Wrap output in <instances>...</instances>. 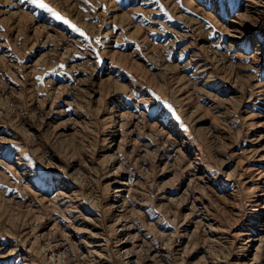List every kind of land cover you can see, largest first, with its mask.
<instances>
[{
	"label": "rangeland",
	"instance_id": "rangeland-1",
	"mask_svg": "<svg viewBox=\"0 0 264 264\" xmlns=\"http://www.w3.org/2000/svg\"><path fill=\"white\" fill-rule=\"evenodd\" d=\"M41 2L0 0V264H264V0Z\"/></svg>",
	"mask_w": 264,
	"mask_h": 264
},
{
	"label": "bare ground",
	"instance_id": "bare-ground-1",
	"mask_svg": "<svg viewBox=\"0 0 264 264\" xmlns=\"http://www.w3.org/2000/svg\"><path fill=\"white\" fill-rule=\"evenodd\" d=\"M247 2H253V0H246ZM116 183V182H115ZM119 184H124L123 182L122 183H119ZM126 184V183H125ZM123 187V186H122ZM119 191H121V190H119V189H117V192H119ZM249 233V232H248ZM251 234V233H250ZM249 234V235H250ZM257 235V234H256ZM249 240H248V244H249V246L250 247H252V246H254L255 244H256V242H257V240H258V237H255V235H252L250 238H248ZM263 239V238H262ZM259 241H261V240H259ZM260 243V242H259ZM101 244V243H100ZM98 245V244H97ZM96 245V246H97ZM120 250V249H119ZM96 252V251H95ZM125 253V252H124ZM126 255H127V252H126ZM132 261V260H131Z\"/></svg>",
	"mask_w": 264,
	"mask_h": 264
},
{
	"label": "snow or ice",
	"instance_id": "snow-or-ice-1",
	"mask_svg": "<svg viewBox=\"0 0 264 264\" xmlns=\"http://www.w3.org/2000/svg\"><path fill=\"white\" fill-rule=\"evenodd\" d=\"M33 3L37 4L40 8L45 9L49 12H52V10L50 8H48V6L44 3L41 2V0H32ZM57 18L59 19V17L57 16ZM65 23H67V21H65Z\"/></svg>",
	"mask_w": 264,
	"mask_h": 264
}]
</instances>
